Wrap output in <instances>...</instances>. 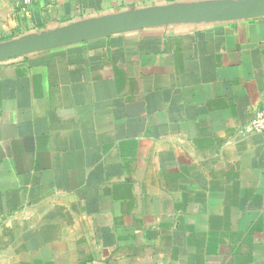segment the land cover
<instances>
[{
	"label": "crops",
	"instance_id": "0c3cea01",
	"mask_svg": "<svg viewBox=\"0 0 264 264\" xmlns=\"http://www.w3.org/2000/svg\"><path fill=\"white\" fill-rule=\"evenodd\" d=\"M264 0H0V45ZM264 17L190 18L0 62V264H264Z\"/></svg>",
	"mask_w": 264,
	"mask_h": 264
},
{
	"label": "water",
	"instance_id": "95a60500",
	"mask_svg": "<svg viewBox=\"0 0 264 264\" xmlns=\"http://www.w3.org/2000/svg\"><path fill=\"white\" fill-rule=\"evenodd\" d=\"M207 15H223L225 19H251L264 17V3L259 5H234L222 3H198L189 6L164 7L113 16L84 25H74L44 32L21 40L0 45V62L51 50L66 45L102 38L159 24L203 19Z\"/></svg>",
	"mask_w": 264,
	"mask_h": 264
},
{
	"label": "built area",
	"instance_id": "2783aa9c",
	"mask_svg": "<svg viewBox=\"0 0 264 264\" xmlns=\"http://www.w3.org/2000/svg\"><path fill=\"white\" fill-rule=\"evenodd\" d=\"M39 1L43 0H21V4L23 7H29L31 4ZM245 131L257 134L264 133V106L255 114L253 119H251Z\"/></svg>",
	"mask_w": 264,
	"mask_h": 264
}]
</instances>
